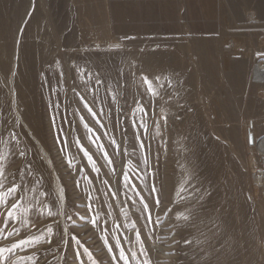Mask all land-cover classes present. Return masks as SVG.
Masks as SVG:
<instances>
[{"label":"rangeland","instance_id":"obj_1","mask_svg":"<svg viewBox=\"0 0 264 264\" xmlns=\"http://www.w3.org/2000/svg\"><path fill=\"white\" fill-rule=\"evenodd\" d=\"M233 1L214 37V0H0V264H264V0Z\"/></svg>","mask_w":264,"mask_h":264},{"label":"snow or ice","instance_id":"obj_2","mask_svg":"<svg viewBox=\"0 0 264 264\" xmlns=\"http://www.w3.org/2000/svg\"><path fill=\"white\" fill-rule=\"evenodd\" d=\"M97 82L99 83V81H97ZM145 82H147V81H145ZM57 107H59V105H57ZM84 107H85V108H88V105L85 104ZM88 111L91 113V112H92V109H91V108H88ZM140 111H141L142 113H144V109H143L142 107H141ZM144 115L146 116L147 113H144ZM93 118H95V113H93ZM81 119L83 120V117H81ZM96 123L99 124L100 121L97 120ZM84 127L87 129L88 132L92 133V135L88 137L89 142H90V143H93V144H96V141L99 140V137H96V139L93 140V137L95 136V133L93 132V130H92L91 128H88V126H87L86 124L84 125ZM141 127L144 128V131H145V132H147V127H146L144 124H141ZM137 139L139 140V137H138ZM250 142H251V138H250ZM76 143H77L78 146H80V144H79V140H77ZM110 144L113 145V146L119 147L118 145H116V141H115V140H111V141H110ZM97 146L99 147L101 153H103V158H104V160L107 162L108 166L111 167V165H112V160L109 159V157H108V153L105 151V146L102 145V144H98ZM139 149H140L141 151L144 150V144H143L142 141L139 142ZM80 150H81V152L84 153V156H85L89 161H91V164L89 165V167L92 168V171L98 173V172L100 171V169H99L98 167H96V162H95L94 160H92L91 155H89V153H88V152H87L82 146H80ZM21 155H23V153H21ZM144 163L147 164V159H146V158H145V160H144ZM72 166H73V165L71 164V162H69V167H72ZM85 179H87V177H85ZM124 180L127 181L128 183H131V180H130V178L128 177V174H127V173H125ZM104 183H107V182L104 181ZM15 191H16V188H15V187L9 188V189H8V194H12V193H14ZM156 191H157V189H156L155 187H153V188L151 189L150 196H151V193H155ZM2 197H3V194H0V198H2ZM89 198L91 199V197H89ZM58 203L61 205V207L63 206V194H62V192H61V195H60V197H59V199H58ZM141 203L143 204V209H144V211L147 212V211L149 210V205H148L147 203H144L143 200H141ZM159 203H160V201H159V199H157V200H156V205L158 206ZM12 208H13V209L16 208V204H15V203L12 204ZM46 214H47V215H54V213H52V212H48V213H46ZM42 215H43V214H42ZM14 219H15V217L12 215V211H11V209H9L8 214H7V215L5 216V218H4V224H5V226L9 223L10 220H14ZM98 219H99L98 216H97V217H94V218L92 219L91 223H92L93 225H95ZM185 219H186V218H185ZM157 220H159V218H157ZM148 222H149V224L152 223L150 217L148 218ZM24 226L27 227V224H25ZM3 230H4V229L0 228V232H3ZM47 230H48L49 232H51V229H50V228L47 229ZM12 231H13L14 233L18 234V230H17V229L14 228ZM137 235H139V232H137ZM5 238H7V236H5ZM48 242L51 243V238H50V237H49ZM105 243H107V241H105ZM22 246H23V242H21V243H17V244L15 245V247H17V248H20V247H22ZM111 250H112V249L109 248V251H111ZM3 251H4V249H0V255H2ZM9 251H11V249H9ZM77 255H79V254H77ZM120 258H121V259H124V260H125V264H127V259H126V257L124 256V253H123V252L120 253Z\"/></svg>","mask_w":264,"mask_h":264},{"label":"crops","instance_id":"obj_3","mask_svg":"<svg viewBox=\"0 0 264 264\" xmlns=\"http://www.w3.org/2000/svg\"><path fill=\"white\" fill-rule=\"evenodd\" d=\"M169 1L170 0H167V2H169ZM232 3H235V5H236V4H238V0H234ZM217 5H218V10L219 11L217 10ZM166 9H168V14L166 16V21H168V23L171 24V22H172V16H171L172 2L166 3ZM217 15L220 17L219 18V23L216 22L217 21ZM221 16H222L221 15V0H214V16H213V18H214L213 19V24H214L213 34H214V37H216L217 35L221 34L220 33V30L222 28ZM261 22H263V21H261ZM165 24L166 23H163L162 25H165ZM246 26H248V25L246 24Z\"/></svg>","mask_w":264,"mask_h":264},{"label":"water","instance_id":"obj_4","mask_svg":"<svg viewBox=\"0 0 264 264\" xmlns=\"http://www.w3.org/2000/svg\"><path fill=\"white\" fill-rule=\"evenodd\" d=\"M253 128V121L250 119L248 120V130H252Z\"/></svg>","mask_w":264,"mask_h":264},{"label":"bare ground","instance_id":"obj_5","mask_svg":"<svg viewBox=\"0 0 264 264\" xmlns=\"http://www.w3.org/2000/svg\"><path fill=\"white\" fill-rule=\"evenodd\" d=\"M253 129H254V127H253ZM254 141H255V140H254ZM260 149H261V148H260ZM261 150H262V149H261ZM261 150H260V151H261ZM253 178H254V177H253ZM255 178H256V177H255Z\"/></svg>","mask_w":264,"mask_h":264}]
</instances>
